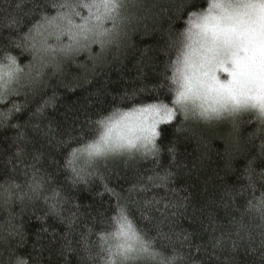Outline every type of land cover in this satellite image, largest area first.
<instances>
[{
	"label": "trees",
	"instance_id": "trees-1",
	"mask_svg": "<svg viewBox=\"0 0 264 264\" xmlns=\"http://www.w3.org/2000/svg\"><path fill=\"white\" fill-rule=\"evenodd\" d=\"M234 3L237 0H228ZM247 2V0H243ZM126 21L121 27L115 44L109 46L101 59L91 61L87 54L64 61V71L46 70L33 79L24 76L15 84L17 93L6 95L0 104V113L8 112L13 105L21 106L14 113L16 122L25 125L28 133L27 150H39L44 154L41 174L47 173V182L52 190L62 194L64 219L47 215L48 204L43 198L20 204L6 200L7 177L0 180V259L7 260L13 250L32 253L39 264H57L67 261L77 264L78 254L61 255L65 237L69 236L67 218L78 217L70 239L89 228H107L106 217L114 215L117 195L127 197L129 189L152 172L150 159L137 157L124 162L102 163L99 174L87 183L73 185L66 162L67 141L92 139L95 134L93 121L114 108L125 110L143 107L149 103L170 100L171 84L166 59L167 42L177 33L191 13H199L208 6V0H125ZM17 4H22L17 8ZM33 6V0H0V15L25 16ZM22 31L9 30L0 24V62L3 54L11 52L21 67L33 63V53L10 45L27 30V18ZM95 47L93 55L99 53ZM163 85V87H161ZM13 85L9 84L8 88ZM135 101H141L139 105ZM48 102L43 112L37 109ZM170 105V104H169ZM171 106V105H170ZM251 117V118H250ZM228 121L205 123L202 119L184 121L182 114L170 125L160 126L158 139L160 160L171 164L168 150L175 149L181 173L178 183L172 187L184 199L186 207L173 217L176 232L193 233V240L185 242L179 251L193 257L200 256L202 264H264L261 220L258 214H248L246 204L253 196L259 197L257 184L254 192L247 190L246 168L250 160L261 162V145H264V124L256 120L254 112H242L239 135L233 133ZM0 126V169H7L17 181L24 183L25 170L31 168L13 158L19 148L17 130L11 126ZM30 162V157H26ZM264 169L256 168L259 173ZM106 177L102 179L101 177ZM108 183L114 192H105ZM227 192L237 193L229 201ZM169 189L152 188L133 200H142L168 195ZM137 226L144 231L147 223L141 218L140 205L130 203ZM44 217L42 220L41 217ZM42 226L46 231L42 230ZM115 230V225L109 231ZM17 231L23 233V241ZM154 231V230H153ZM165 231H168L165 228ZM152 233H149L151 235ZM223 238L222 247H214L216 238ZM96 239V237H94ZM179 246V239L173 236ZM161 242L171 248L168 241ZM75 246V241H73ZM199 246L202 251L197 253ZM197 261L196 264H201ZM141 264H144L142 261Z\"/></svg>",
	"mask_w": 264,
	"mask_h": 264
},
{
	"label": "snow or ice",
	"instance_id": "snow-or-ice-1",
	"mask_svg": "<svg viewBox=\"0 0 264 264\" xmlns=\"http://www.w3.org/2000/svg\"><path fill=\"white\" fill-rule=\"evenodd\" d=\"M224 4V0H211L206 13L199 16L193 13L197 19L208 21L211 18L215 21L214 24L205 26L206 31L212 33L210 51L213 55L202 65L205 97L210 96L211 103L202 107L198 115L206 123L228 121L231 118L233 133L238 136L240 121L236 117L242 112H254L256 120L264 124V0H247L242 3L244 11L238 13L229 11ZM16 6L21 8L22 4ZM125 9V0H33V6L25 16L0 15V24L17 31H22V27L18 26H22L25 17L27 18V30L16 40L9 37V41L15 48H24L33 53V63L25 67H21L17 57L10 51L3 54V62H0V104L5 103L6 95L18 92L15 84L21 82L24 76L35 79L52 69L62 73L65 60L83 54H87L93 62L101 59L120 36L121 27L127 19ZM215 10H219V14ZM97 46L100 51L93 55ZM219 73L226 74L229 79L222 80ZM9 84L13 87L8 88ZM47 105L48 102L37 111L43 112ZM20 110L21 106L13 105L8 112L0 113V126H5L4 122L8 121L6 126L17 130L19 148L12 161L13 170L16 169V161H19L26 168H31V173L29 175L25 170L26 179L21 184L6 168L0 169V180L8 178V195L5 199L25 204L43 198L48 204L47 215L64 219L62 194L52 190L51 195H47L51 186L47 182V173L42 175L40 170L44 154L39 150H27L26 126L17 123L14 116ZM178 111L184 121L196 115L189 108V98L183 91H177L171 106L165 102L151 103L134 109L133 113L122 114V119H135L116 140L111 136L113 117L97 121L103 129L97 140H73L69 137L64 167L67 168L73 185L87 183L90 177L99 174L102 163L106 164L112 154L125 147L136 149L142 159H150L153 168L150 175L129 189L127 197L116 194L117 207L112 209L114 215L106 217L107 228L94 231L96 226H93L70 239L78 217L75 214L68 217L69 236L65 237L61 255L65 252L80 255L81 259L77 264H141L142 261L144 264H196L201 261V257H193L191 251L187 255L179 251V247H183L185 242L193 240V233L183 230L176 232L173 229V217H177L180 209L186 207L184 199L172 187L178 183L181 175L176 170L179 162L174 154L175 149L168 150L172 153L171 164L165 165L160 160L158 138L161 137V132L158 128L176 121ZM26 157L31 158L30 162ZM260 160L259 164L250 160L245 170L247 190L254 192L257 184L261 189L258 198L253 196L247 201L246 211L248 214H258L260 220L264 221V170L256 172V168L264 169V145H261ZM101 178L106 179L103 176ZM152 188H168L169 194L161 195L159 199L154 195L151 198L145 196L142 200H133V195H141ZM104 189L105 192H114L108 183L104 184ZM235 195L237 193H226L229 201ZM130 203L140 205V215L147 222L144 227L148 231L140 229L131 218L134 213L129 207ZM113 224L115 230L109 231ZM261 228L264 230V226ZM42 230L46 231L43 226ZM16 235L22 242L23 233L17 231ZM173 236L179 239V246L173 241ZM161 240L168 241L171 248ZM223 245L222 237L216 238L213 244L214 247ZM195 251L199 253L202 249L197 246ZM9 264L39 262L32 253L13 250L9 256ZM57 264L61 262L57 261ZM63 264L68 262L63 261Z\"/></svg>",
	"mask_w": 264,
	"mask_h": 264
},
{
	"label": "clouds",
	"instance_id": "clouds-1",
	"mask_svg": "<svg viewBox=\"0 0 264 264\" xmlns=\"http://www.w3.org/2000/svg\"><path fill=\"white\" fill-rule=\"evenodd\" d=\"M210 3L211 0H208V6ZM208 6L202 9L199 13H193H196L197 16L201 13H206ZM224 6L231 12L238 13L244 11L242 3H225ZM215 11L219 14V10ZM193 13H191L190 18L186 19L183 25L178 28L177 33L168 40L166 54L170 73L167 79L172 86L170 89V100L166 102L171 105L172 101L176 98L177 91L185 92L189 98V108L193 109L196 113L194 118L191 120L199 118L198 114L201 108L207 107L211 103V97H205L206 89L203 84L204 68L202 65L205 63L207 58H210L213 55V52L210 51L213 43L212 33L210 31H206L205 26L215 23V21L211 18L208 21L197 19L196 16H193ZM133 103L139 105L141 101H135ZM143 107L130 106V110H125L124 107L121 106L101 115L93 121L95 134L92 140L94 141L99 139L103 131L97 121L107 117H113L111 136L113 140L118 139L120 134L122 132H126L127 126H129L135 119L134 117H125L122 119V114L133 113L134 109ZM178 114L181 113L178 111ZM137 157H140V153L136 149L125 147L122 151L112 154L109 161L120 162L123 160L124 162H127ZM260 226H264V221H261ZM0 264H9V259H0Z\"/></svg>",
	"mask_w": 264,
	"mask_h": 264
},
{
	"label": "rangeland",
	"instance_id": "rangeland-1",
	"mask_svg": "<svg viewBox=\"0 0 264 264\" xmlns=\"http://www.w3.org/2000/svg\"><path fill=\"white\" fill-rule=\"evenodd\" d=\"M224 2L225 3H230V2H232V1H229L228 2V0H224ZM234 3H245L243 0H237V1H234ZM219 75H220V78L222 79V80H227V79H229V77L226 75V74H224V73H219Z\"/></svg>",
	"mask_w": 264,
	"mask_h": 264
}]
</instances>
